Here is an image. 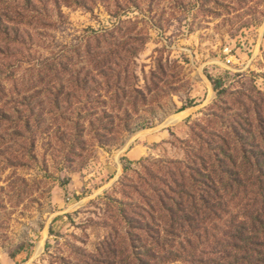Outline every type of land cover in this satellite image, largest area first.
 Returning <instances> with one entry per match:
<instances>
[{"label": "rangeland", "instance_id": "1", "mask_svg": "<svg viewBox=\"0 0 264 264\" xmlns=\"http://www.w3.org/2000/svg\"><path fill=\"white\" fill-rule=\"evenodd\" d=\"M79 1L0 44V264H143L199 139L264 121V0Z\"/></svg>", "mask_w": 264, "mask_h": 264}, {"label": "trees", "instance_id": "2", "mask_svg": "<svg viewBox=\"0 0 264 264\" xmlns=\"http://www.w3.org/2000/svg\"><path fill=\"white\" fill-rule=\"evenodd\" d=\"M4 1L0 0V44L11 47L21 32L10 25L32 26L40 13L34 4L42 0H23L15 9ZM64 2L91 11L85 1ZM56 63H47V74L58 72ZM33 87L29 85L24 94ZM255 115L254 130L246 131L254 140L232 149L235 157L224 137L211 134L217 144L199 139L202 143L196 144L190 164L175 168L170 193L157 198L162 207L160 236L143 264H264V141L255 140H264V121L260 113ZM131 262L139 264L140 257Z\"/></svg>", "mask_w": 264, "mask_h": 264}, {"label": "crops", "instance_id": "3", "mask_svg": "<svg viewBox=\"0 0 264 264\" xmlns=\"http://www.w3.org/2000/svg\"><path fill=\"white\" fill-rule=\"evenodd\" d=\"M146 151H143L142 148L138 147V148H134L133 150H130L128 153V158H130V160H134L137 161L138 159H140L141 157L145 156Z\"/></svg>", "mask_w": 264, "mask_h": 264}]
</instances>
